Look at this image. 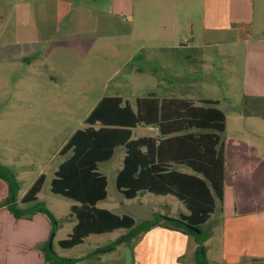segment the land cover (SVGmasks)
I'll return each mask as SVG.
<instances>
[{
	"label": "rangeland",
	"instance_id": "1",
	"mask_svg": "<svg viewBox=\"0 0 264 264\" xmlns=\"http://www.w3.org/2000/svg\"><path fill=\"white\" fill-rule=\"evenodd\" d=\"M213 1L0 0V162L15 171L18 198L46 174L38 201L60 224L53 235L49 217L35 212L22 217L28 219L24 222L29 226L27 236L13 232L7 238L0 231V255L1 251L9 253L5 260L0 258V264H36L37 252L45 254L43 244L32 243L43 230L50 232L49 248L69 259L64 264H141L143 259L147 264H197L194 237L187 236L183 252L172 251L166 243L172 229L164 225H155L105 252L93 253L128 230L93 234L73 248L61 247L58 240L68 237L77 221L71 206L78 202L53 193L51 182L66 158L60 149L85 126V118L104 95H121L134 107L137 97L150 94L195 101L219 99L228 118L221 134L224 139L231 136L233 120L247 112L243 93L246 45L243 41L206 44L205 12L226 3ZM244 1L254 6V29L260 31L264 28V0ZM248 31L245 28L244 34ZM234 37L236 32L231 31L223 39ZM253 122L264 136V118L258 109ZM149 133L145 126H138L133 137ZM124 155L125 148L120 146L112 159L99 163V170L108 177V196L98 206L130 214L137 223L153 219L157 213L179 217L187 211L171 194L142 192L137 198H126L116 187ZM8 196V182L0 178V218L12 213L5 205ZM34 204L18 202L22 209ZM224 218L218 209L203 225L208 233L214 231L206 242L210 264H222L236 255ZM145 236V243L152 247L146 246L143 252L136 247ZM22 239H27L25 246L19 244ZM243 264H264V259H246Z\"/></svg>",
	"mask_w": 264,
	"mask_h": 264
},
{
	"label": "trees",
	"instance_id": "2",
	"mask_svg": "<svg viewBox=\"0 0 264 264\" xmlns=\"http://www.w3.org/2000/svg\"><path fill=\"white\" fill-rule=\"evenodd\" d=\"M198 101V102H197ZM160 98L155 94L137 97L136 106L121 95H104L60 149L66 158L59 164L51 182L55 194L73 199L71 214L77 219L68 237L60 239L63 248H73L93 234L126 229L108 246L95 252L109 251L118 244L131 241L155 225H164L194 237L197 242V264H210L205 242L210 233L203 225L223 204L226 178L225 144L221 133L227 117L219 107L220 100L204 98ZM145 126L154 134L133 137L134 128ZM125 148L123 166L116 176L117 189L128 199L142 192L174 195L187 208V213L170 217L157 213L153 219L137 223L130 214H118L98 206L108 196V177L99 163L112 159L117 147ZM187 167L190 171L181 169ZM0 178L9 185L5 205L17 217L35 212L45 213L52 222V234L59 229L55 214L38 195L46 180L42 173L28 191L18 198L19 181L15 171L0 162ZM23 204L35 203L26 209ZM166 220V223L163 222ZM44 247L49 264H64L48 246ZM79 260V259H78Z\"/></svg>",
	"mask_w": 264,
	"mask_h": 264
},
{
	"label": "crops",
	"instance_id": "3",
	"mask_svg": "<svg viewBox=\"0 0 264 264\" xmlns=\"http://www.w3.org/2000/svg\"><path fill=\"white\" fill-rule=\"evenodd\" d=\"M206 1L209 2V0ZM244 2V0H226L225 5L218 4L217 7L210 8L205 12L206 44L212 42L211 44L214 45H225L228 41L233 44L243 41L246 45L243 93L247 103V112L251 115H247V112L243 115L244 112H241V115L232 122L231 136L228 139L222 137L226 154L225 193L224 202L218 204L217 210L220 209L225 216L223 219L225 229L228 231L229 228L230 235L234 240L232 251L236 254L235 257L227 258L222 264H243L246 259H264V136H261L255 129L253 122V114L256 109L261 112L264 118V28L260 31L254 29V6ZM241 28L243 29L241 30ZM245 28H249L247 34H244ZM231 31L236 32V37L224 41V34ZM239 33L244 35L239 37ZM149 131L152 132L149 134L155 133L154 130ZM181 169L185 170L184 167ZM187 212L188 210L182 213ZM22 217L6 212L0 218L1 233H5L7 238H11L10 235L13 232L17 233L19 237L22 234L27 236L26 229L29 226L24 222H27L28 219ZM209 233L210 237L207 241L212 238L214 231L210 229ZM40 234L41 237L32 244L40 245L41 243L44 250L50 232L43 230ZM0 236L2 235L0 234ZM187 236L189 235L180 231L170 230L166 243L172 251L179 250L180 253L183 252V243L187 242ZM27 239H22L19 244L25 246L24 243L27 242ZM145 240L146 236L139 242L136 249L141 248L144 252L147 250L146 246L152 247L149 243H145ZM41 253L37 252L34 258L36 264H46L47 262H44L45 255L43 256ZM1 254L0 258L4 260L9 255L8 251H1ZM143 260L141 264H147ZM145 261L147 260L145 259ZM154 263L156 264V262ZM157 264L163 263L157 262ZM164 264L169 263L165 262Z\"/></svg>",
	"mask_w": 264,
	"mask_h": 264
},
{
	"label": "water",
	"instance_id": "4",
	"mask_svg": "<svg viewBox=\"0 0 264 264\" xmlns=\"http://www.w3.org/2000/svg\"><path fill=\"white\" fill-rule=\"evenodd\" d=\"M50 243H52V242H50ZM50 246H51V244H50Z\"/></svg>",
	"mask_w": 264,
	"mask_h": 264
}]
</instances>
